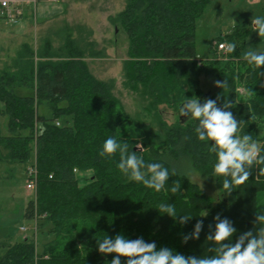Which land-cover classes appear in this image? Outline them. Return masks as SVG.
Instances as JSON below:
<instances>
[{
    "label": "trees",
    "instance_id": "1",
    "mask_svg": "<svg viewBox=\"0 0 264 264\" xmlns=\"http://www.w3.org/2000/svg\"><path fill=\"white\" fill-rule=\"evenodd\" d=\"M207 2L125 0L123 10L110 17L128 41L123 85L144 102L137 120L120 109L113 85L90 73L83 60L88 48L75 40L67 39L58 49L40 48L36 54L26 48L10 70L0 71V116L7 118V134L0 133V164L6 166L0 177L11 179L16 165L28 168L35 159L36 197L27 202L24 217H38V228L51 239L41 252L31 240L0 243V264H110L115 254H101L97 240L117 234L154 241L158 250L168 247L185 256H207L214 254L208 251L214 245L206 236L214 232L217 214L237 229L226 243L261 226L254 221L264 210V175L258 174L264 165H253L249 179L226 195L224 177L214 175L211 142L198 140V121L180 116L187 99L197 97L203 103L219 97L222 106L226 97L233 104L229 110L241 121L238 135L251 134L264 155V66L241 58L240 29L225 37L236 45L227 60L198 62L195 24ZM203 76L227 80L228 87L204 94ZM18 88L33 94L18 96ZM40 106L50 110L49 118L38 114ZM165 109L175 115L172 123L163 118ZM109 137L126 141L129 152L146 163L166 167L164 189L156 192L130 181L117 167L119 152L100 156ZM77 174H88L86 183L81 185ZM192 174L213 180L215 199L191 180ZM174 181L181 185L176 194L171 192ZM160 204H172L178 215L192 219L181 225L159 212ZM204 212L208 215L201 217ZM198 220L204 225L199 239L183 243L182 236L192 232ZM121 264H126L125 257Z\"/></svg>",
    "mask_w": 264,
    "mask_h": 264
},
{
    "label": "rangeland",
    "instance_id": "2",
    "mask_svg": "<svg viewBox=\"0 0 264 264\" xmlns=\"http://www.w3.org/2000/svg\"><path fill=\"white\" fill-rule=\"evenodd\" d=\"M207 1L202 15L195 24V49L199 63L210 59L227 60L228 55L218 54L213 44L217 41L230 44L225 37L235 29L242 31L244 40V47L240 52L242 59V54L250 48L264 51V37L253 31L254 26L251 24L252 18L264 17L262 10L264 0ZM124 5L125 0H59L58 3L41 1L35 8V14L28 15L20 23L8 25L0 22V71L10 70L26 48L36 54L40 48L50 46L52 49H58L67 39L75 40L80 46L88 48L85 49L86 55L83 60L90 73L98 80L110 82L120 109L137 120L144 102L123 85L124 65L128 60V41L125 33L110 22V17L120 13ZM221 38L223 40H220ZM209 49L212 50L211 53ZM34 58L35 61L38 60L35 55ZM200 86L204 94L217 89L212 77H201ZM239 91V94L243 92L241 89ZM15 94L29 96L33 91L18 88ZM38 114L46 118L51 116L46 106H40ZM163 118L172 123L176 117L171 110L165 109ZM60 121L64 122L63 119ZM6 122L7 118L0 116L2 135L7 134ZM33 162L35 159L31 158L29 163ZM5 169L6 166L0 164V176H3ZM26 170V165H16L11 179L0 177V243L13 244L31 240L36 244L37 252H41L43 246L51 239L44 235L41 229L35 232L34 221L24 217L27 202L34 198V193L26 188L28 183ZM79 175V182L83 185L86 183L83 178H89V175ZM190 178L206 195L212 199L216 198L217 191L212 179L196 174H192ZM22 228L26 231H21Z\"/></svg>",
    "mask_w": 264,
    "mask_h": 264
},
{
    "label": "clouds",
    "instance_id": "3",
    "mask_svg": "<svg viewBox=\"0 0 264 264\" xmlns=\"http://www.w3.org/2000/svg\"><path fill=\"white\" fill-rule=\"evenodd\" d=\"M253 31L264 37V17L252 18ZM225 48V45H221ZM236 50L235 44H227L226 51ZM243 59L257 68L264 66V51L249 49L242 54ZM214 86L227 88V80L214 81ZM217 99L207 98L203 103L199 98L187 99L180 106V116L198 121L195 128L197 138L201 142L210 141L208 148L214 153L216 162L213 166L215 176H223V189L226 195H231L233 188L243 185L252 175L253 165H264V155H260V147L251 134L238 135L241 121H237L232 111V102L224 98L222 106ZM138 147H142L138 146ZM119 152V171L130 181L142 183L149 189L160 192L169 180V170L161 163H146L136 152H129L126 141H118L115 137L105 140L100 156H113ZM259 175H264V167L258 169ZM181 190L179 181L173 182L171 192L176 194ZM158 211L185 225L192 219L189 215H178L172 204L158 205ZM204 212L201 217H206ZM215 230L209 231L206 240L214 247L208 249L213 255L185 256L174 252L168 247L157 249L156 243L146 242L143 237L128 239L122 234L114 238L105 236L97 240L98 251L101 254H115L110 264H121V257L126 258V264H264V210H259L255 216V225H261L256 231L242 233L235 241H231L237 229L228 218L222 219L220 214L214 217ZM203 220H198L192 232L182 236V242L199 239L203 230ZM211 228V225H209Z\"/></svg>",
    "mask_w": 264,
    "mask_h": 264
},
{
    "label": "built area",
    "instance_id": "4",
    "mask_svg": "<svg viewBox=\"0 0 264 264\" xmlns=\"http://www.w3.org/2000/svg\"><path fill=\"white\" fill-rule=\"evenodd\" d=\"M41 1H48L52 3H58L59 0H0V22H4L8 25H16L25 19L28 15L35 14V8L37 4ZM225 45V48H221V45ZM227 44L224 42H214L213 47L218 54L227 55L226 51ZM26 177L28 183L26 188L34 193V198L36 197V182H37V169L35 162L30 164L26 170ZM38 217L35 216L34 230L37 232L38 228ZM21 231H26L22 228ZM36 245V244H35Z\"/></svg>",
    "mask_w": 264,
    "mask_h": 264
}]
</instances>
